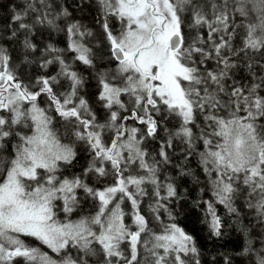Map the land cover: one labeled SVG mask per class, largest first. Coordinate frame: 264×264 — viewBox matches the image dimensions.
Listing matches in <instances>:
<instances>
[{
    "label": "snow or ice",
    "instance_id": "6c2138e0",
    "mask_svg": "<svg viewBox=\"0 0 264 264\" xmlns=\"http://www.w3.org/2000/svg\"><path fill=\"white\" fill-rule=\"evenodd\" d=\"M96 5L98 47L114 66L110 73L97 69L103 118L80 95L83 79L61 55L64 49L48 45L40 67L57 63L60 70L33 80L0 45V264H90L89 257L98 264H201L197 238L179 222L185 196L163 166L172 164L176 141L185 161L196 157L211 198L194 206L210 236L223 235L217 205L239 215L238 199L264 224V0ZM51 7L25 0L4 35L24 33L25 52H35L28 38L35 26L57 28L56 19L70 16L63 7L53 16ZM64 30L73 59L95 67L84 43L94 33L79 22ZM30 62L26 56L22 63ZM241 64L248 75L238 79ZM61 78L67 88L58 91ZM170 118L177 126L163 129L164 140L161 122ZM149 141L159 144L150 151ZM76 142L88 154L79 174L72 171ZM190 174L180 168V176ZM89 201L91 211L77 214ZM244 254L264 264V247L249 243Z\"/></svg>",
    "mask_w": 264,
    "mask_h": 264
},
{
    "label": "bare ground",
    "instance_id": "6f19581e",
    "mask_svg": "<svg viewBox=\"0 0 264 264\" xmlns=\"http://www.w3.org/2000/svg\"><path fill=\"white\" fill-rule=\"evenodd\" d=\"M46 3L51 4L52 7L49 9V11L52 13L53 16L57 14L59 9L61 7L67 8L68 12L70 13V16L67 18L65 17H60L59 19H56L55 23L58 25L57 28H52L50 26L44 25V29H48L50 32H52L53 35H46L42 38H37L39 35H37V31L33 29L31 33L28 34V38H34L35 40L33 43L36 46V51L35 52H25V49L23 47V42L19 40L20 38H24L25 34L24 33H19L18 38H13V39H8L7 36L3 37V34L0 35V45H2L4 48L8 50L12 57V62L14 66H16L18 69L20 67H23V74L24 77L27 79L28 77H31L33 80L35 77L39 75H56L60 68L57 63H54L52 65H49L47 70L43 69L40 67V58L43 54V50L48 46L52 45L55 48L59 49H64L65 51L61 53L63 58L66 60L67 63L72 65V69L75 70L78 75H80L83 79V86L80 89V95L84 96L86 100L89 101L90 105L92 106L93 110L97 112L98 116L103 118L105 115L104 110L100 107L99 102L96 100L95 93L98 90V85H97V69L101 72H111L113 69V65L108 63L107 56L105 52H102L100 50V47H98L99 43V33L101 32L99 24L95 22V17L98 14V8L96 5V0H84L83 6L82 7H77L81 3V0H46ZM19 4L24 6L25 0H19ZM82 8H85V11L87 9H92L94 10V13H84V12H79ZM77 11V12H76ZM11 17V15H10ZM11 22V20L9 19ZM69 22H79L80 24L84 25L85 27L89 28L94 35L91 37H87L84 40V43L86 46L92 48L94 56V63L95 67H88L83 64H81L79 61H75L73 59L74 53L67 51V46L69 43V39L67 36L66 31L64 30L66 28L67 23ZM11 30H9L7 33L10 34ZM16 42H13L15 41ZM31 61L30 63L24 64L22 63L25 59V57ZM103 57V58H102ZM104 64V65H103ZM106 64V65H105ZM101 65V66H98ZM264 74V73H262ZM237 78L240 79L242 77H245L248 75V70L246 67H244L243 64H241V70L237 72ZM67 81L63 80L61 78V84L63 85V88L57 86L58 91L66 90L67 88ZM46 98H41V102L43 104L44 100ZM125 99H127L125 97ZM53 115H55L53 113ZM56 127L60 129V132H64L63 128V121H60L56 117ZM164 123V121H162ZM131 123V122H129ZM177 126V125H176ZM164 124H162V129H164ZM171 131H175V128H168ZM163 134L165 136H168V133L163 130ZM169 137L165 138L164 140L168 139ZM163 139V138H162ZM67 142V141H66ZM153 143V144H152ZM159 144V141H149L148 143V148L149 150H153L157 147ZM176 144L178 145V148L176 150L177 155L174 156V153L171 152L170 150V155L172 158V164L163 166L164 168L167 169V173L175 176L176 177V182L180 186V191L181 193L185 196V199L182 200L180 203L187 204L190 208V210H195L197 213L193 214V220L197 222V227L201 230V236L200 239L198 240V247L200 248V259H201V264H219L218 260L222 261V264H225V260L228 259L230 261V264H237L238 255H244V249L245 247L250 243L251 246L256 249L260 250L262 247H264V244H262V241H264V237H259L257 236L258 228H262L264 231V224H261L257 221L256 215L254 212L250 211L247 207H245V202H243L241 199H238L236 201V207L239 210V215L236 214H229L227 212V209L223 207V205H217V210L218 214L221 217L222 220V231L223 235L219 238L217 237H212L209 234L208 227L205 223H203L204 219V213L201 211L199 208H196L194 206V202L191 203L187 200V190L185 187L181 186V183L179 182L180 176L179 171L180 168L183 167L185 170H187V167L184 163L182 164H173V159L179 158V151L182 146L180 145L179 141H176ZM76 149L78 151V163L74 169H72L73 172L79 174L82 170V168L86 165L87 160H88V154L84 150V145L76 142L75 144ZM151 146H155V148H151ZM192 161H197V159H192ZM172 166L174 168H172ZM194 176V175H193ZM108 180L111 179V177L107 178ZM205 180V191L206 192H198V196L196 200H199L201 198L203 199H210L211 198V193L210 190L207 189V182L206 178H203ZM95 181V178L93 177V182ZM195 200V201H196ZM241 201V202H240ZM148 198H144V201L142 203V206L144 208V214L151 219V214L148 212ZM130 207V206H128ZM82 212L80 209H78L77 214H87L89 211H91V202H86L83 203L82 206ZM251 216H255V222H252L250 220ZM74 218H76L74 216ZM184 215H180L179 217V222L186 227L188 231H190L195 237L196 235L192 232V224H190L191 217L189 215L186 216L184 219ZM166 219V217H165ZM130 222V220H129ZM242 224L245 227V233L242 234V238L237 237L238 230L234 227H241ZM152 227L154 230L156 229L157 225L156 222L153 220L152 221ZM211 240L213 247H223L225 245H232L235 249L233 251V254L231 256H226L224 254H215L207 253L206 245H205V240ZM30 244L33 246H38L37 242L35 241H28ZM43 251H48L46 248H43V246H40ZM143 253V249L141 250ZM73 255H76L73 253ZM143 256H147V253H143ZM142 256V258H143ZM232 258V259H230ZM235 258V259H234ZM254 257L251 260H248L244 264H254ZM90 264H98V257H89Z\"/></svg>",
    "mask_w": 264,
    "mask_h": 264
},
{
    "label": "trees",
    "instance_id": "16d2710c",
    "mask_svg": "<svg viewBox=\"0 0 264 264\" xmlns=\"http://www.w3.org/2000/svg\"><path fill=\"white\" fill-rule=\"evenodd\" d=\"M14 9L17 10V11L23 9V6L19 4V0H0V35L3 34V37L6 36V35H4L5 32H8L9 30H11V22L9 21V19H10V15L13 14V10ZM79 12L94 13V10L87 9L85 11V8H82L77 13H79ZM44 27H46V26H44V25L42 26V25H39V24H37L35 26L34 30H36L37 33H38L37 35H39V37H37L38 39L42 38V37H44L46 35H53L52 32H50L48 29H44ZM241 32H243L242 29H241ZM24 39H25V37L24 38H20L19 40H21L23 42ZM29 39H31L32 42L35 40L34 38H29ZM13 42H16V40L13 41ZM235 42L237 44H239L240 38H237L235 40ZM245 59H247V57H245ZM260 63H264V61H261ZM98 66H101V65H98ZM254 66L256 67V69H259V64H254ZM57 118L59 119V117H57ZM162 124H164V127H167V128L171 129L172 127L176 128L177 121L175 120V118H170L168 120H165L164 123L161 122L160 137L165 139L168 136H165L163 134ZM151 148H155V146H151ZM177 148H178V145H177ZM175 155H177V152L174 153V156ZM179 156H180L179 158L173 159V164L177 165V164L184 163L186 165V167H187V171H189L191 173L190 175H187V176H184V177H180L179 182L181 183V186L185 187L186 190H187V195H188L187 196V200L189 202L193 203L196 200L197 196H198V192L201 191V188H205V180L203 179V178H205V176L203 175V173L201 172V170L197 166V161L196 162L192 161V159H196L195 156L191 157L188 161H185L183 159V153L181 151H179ZM172 168H174V167L172 166ZM197 177H199V181H197ZM204 192H206V191H204ZM242 201L245 202L244 200H242ZM182 208H183V211L180 213V215H184L185 218H186L187 215H189L191 217L192 221H190V224L194 221L192 226H191L192 227V232L196 235V238H198V240H199L202 232L197 227V222L198 221L195 222V220H193V217H194L193 214L197 213V212L195 210H190L189 206L187 204H185V203L184 204L182 203ZM250 220L252 222H255V220H256L255 216H251ZM240 225H241V227H236V226H234V227L238 230L237 237L242 238V234L245 233V227L242 224H240ZM257 230H258L257 236L264 237L263 229L262 228H258ZM204 240H205V245H206V249H207V253L208 254H211V253L218 254L220 252L221 254H224L226 256H231L233 254L234 249H235L230 244L229 245H225L223 247H218L216 249V247H213V245L211 244L212 243L211 240H206V239H204ZM257 251H259V250H257ZM253 257L255 258L254 254H253ZM230 259H232V258H230ZM236 260H237V264H244L245 262H247L248 260H251V259L249 258L248 255L244 254V255H238V259H236ZM218 263L222 264V261L218 260Z\"/></svg>",
    "mask_w": 264,
    "mask_h": 264
}]
</instances>
